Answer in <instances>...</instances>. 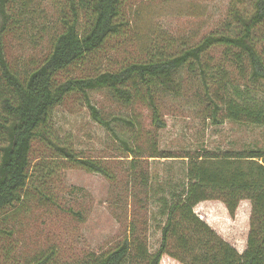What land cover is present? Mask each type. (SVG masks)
I'll return each mask as SVG.
<instances>
[{
	"label": "trees",
	"instance_id": "obj_1",
	"mask_svg": "<svg viewBox=\"0 0 264 264\" xmlns=\"http://www.w3.org/2000/svg\"><path fill=\"white\" fill-rule=\"evenodd\" d=\"M123 1L64 0L58 16L60 28L52 35L48 51L36 66L21 72L7 60L3 40L15 20L10 13L14 0H0L1 219L25 200H52L47 182L61 166L60 160L112 178V172L101 161L79 157L53 140V110L70 94H81L91 118L109 130L112 126L91 102L90 92L105 89L124 102L136 99L146 103L151 124L157 130L165 125L158 98L169 93L178 95L182 68L194 71L199 67L204 97L212 104L207 115L211 123L230 119L264 127V0H230L225 32L208 33L176 53H159L115 70L62 76L64 71L80 69L90 62L108 37L121 30ZM215 45L223 46L219 63L223 78L217 89L209 91L202 57ZM231 66L241 82L227 77ZM249 89L259 92L261 98L253 99ZM116 120L133 125L121 117ZM119 138L127 149L126 156L132 157L129 176L131 185L137 186L134 194L139 199H151L156 192L157 213L163 217L158 224L157 247L149 250L144 232H138L133 225L127 235L99 252L62 263L55 258L54 247H50L24 264H264V150L203 149L173 155L159 150L152 136L144 154L128 137ZM34 141L41 142L47 153L32 163ZM143 155L181 157L185 160L182 179H167L158 185L159 191L152 189L149 173L138 160ZM242 199L249 200L250 214L246 244L238 251L200 219L193 207L204 200H219L233 216ZM4 235L9 237L11 231L0 226V237ZM9 254L8 245L0 264H8Z\"/></svg>",
	"mask_w": 264,
	"mask_h": 264
},
{
	"label": "rangeland",
	"instance_id": "obj_2",
	"mask_svg": "<svg viewBox=\"0 0 264 264\" xmlns=\"http://www.w3.org/2000/svg\"><path fill=\"white\" fill-rule=\"evenodd\" d=\"M63 2L14 0L10 13L15 20L3 39L6 58L13 68L26 72L40 62L48 51L52 35L60 28L58 16ZM229 3L230 0H124L121 30L108 37L90 62L80 69L72 67L62 76L115 70L159 53H176L208 33L225 32ZM222 52L223 46L215 45L202 57L209 91L217 89L223 78V71L219 70ZM180 76V93L163 94L157 100L159 114L165 122L164 127L157 130L151 124L146 103L136 99L124 102L105 89L90 92L89 98L109 120L111 130L91 118L81 94L68 95L54 108L53 140L79 157L101 161L113 176L107 178L60 160L61 166L47 182L52 200H25L6 212L5 219L0 218V226L11 231L9 237H0V263L4 247L8 245V264H24L34 254L50 247H54L59 262L75 260L108 248L127 235L133 225L138 232H144L149 250L157 247L158 224L163 217L157 213L156 192L151 199H139L134 194L137 186L131 185L129 176L132 157L126 156L127 149L119 137L131 139L146 152L144 154H147L152 136L159 150L173 155L203 149L264 150L263 126L230 119L211 123L207 115L212 104L204 97L199 67L194 71L182 68ZM227 77L241 82L232 66L228 68ZM249 90L253 99L261 98L259 92ZM117 117L130 120L133 125L118 121ZM46 153L47 148L34 141L30 153L32 163ZM138 160L142 169L149 173L150 187L154 190L167 179H182L185 160L181 157L143 155ZM193 210L238 251L244 249L249 227V200H240L233 216L219 200L201 201ZM172 264L180 263L174 261Z\"/></svg>",
	"mask_w": 264,
	"mask_h": 264
},
{
	"label": "crops",
	"instance_id": "obj_3",
	"mask_svg": "<svg viewBox=\"0 0 264 264\" xmlns=\"http://www.w3.org/2000/svg\"><path fill=\"white\" fill-rule=\"evenodd\" d=\"M241 251V250H240Z\"/></svg>",
	"mask_w": 264,
	"mask_h": 264
}]
</instances>
